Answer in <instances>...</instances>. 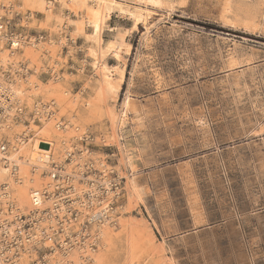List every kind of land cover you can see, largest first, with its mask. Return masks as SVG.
Listing matches in <instances>:
<instances>
[{
  "label": "rangeland",
  "instance_id": "rangeland-1",
  "mask_svg": "<svg viewBox=\"0 0 264 264\" xmlns=\"http://www.w3.org/2000/svg\"><path fill=\"white\" fill-rule=\"evenodd\" d=\"M64 1L0 0V84L19 93L8 104L1 123L57 157L38 175L41 194L54 184L49 178L53 164L58 171L63 165L74 166L73 171L84 173L87 181L107 173L113 191L124 184L123 193L111 194L107 203L114 212L121 207L116 220L128 222L126 232L114 224L103 236L96 227L103 223L94 224L100 244L96 250L89 249L91 257L84 261L82 255L73 264H264V130L257 133L264 124V27L259 22L264 0H228L229 16L254 22L252 32L223 22L219 14L227 0L146 6L151 16L135 26L113 10L102 40L122 44L120 59L104 57L107 66L124 70L116 101L99 96L96 71L86 55L84 40L89 32L76 29L79 20L73 15L64 25L68 14ZM48 4L51 11L46 9ZM130 5L139 7L135 2ZM5 30L20 36L8 40ZM13 41L19 46L12 48ZM126 91L140 109L138 115H128L122 129L142 193L140 205L127 197L124 177L130 174L122 167L116 140H111L109 114L119 109ZM47 112H53L49 123L60 125L59 136L43 124ZM44 127L48 131L43 132ZM61 135L64 145L58 143ZM6 141L0 135L8 153ZM27 169L33 173L31 164ZM80 179L85 178H79L76 187L85 192ZM101 182L94 183L98 193L104 184L109 186L106 178ZM75 192L70 194L74 200L70 205L79 216L84 208L80 196L84 198L82 192ZM88 193L93 195L91 190ZM47 198L32 211L16 206L12 197L0 201V225L10 232L19 226V218L34 214L32 229L38 232L43 224L45 228L53 223L49 217H55L52 206L62 208L54 196ZM44 210L53 212L46 224L39 218ZM195 214L201 223L194 224ZM46 241L37 254L32 247L28 250V264L38 262L46 247H51L50 254H43L48 264V259L57 261L63 253L86 248L79 249L71 241V250L59 251Z\"/></svg>",
  "mask_w": 264,
  "mask_h": 264
},
{
  "label": "bare ground",
  "instance_id": "bare-ground-1",
  "mask_svg": "<svg viewBox=\"0 0 264 264\" xmlns=\"http://www.w3.org/2000/svg\"><path fill=\"white\" fill-rule=\"evenodd\" d=\"M65 1H64V4H65L64 6H67V8H68V12L67 13L68 14L64 15V21H63L64 25H66V26L69 25V22H71V20L68 17L70 15H73V17H75V18H77V20H79V24L76 26V29L79 30V31H82L84 33L89 32V35H86L84 42L86 43L85 44L86 45V55L88 57L89 64H90L91 68L94 69V71H96L95 72V76L97 77L96 80L98 82V87H99L98 94H99V96H101V98H102V95L104 94L105 96L107 95V96H109V98L111 97L112 99H115L117 94H118V91H119V88H120V83H121V80H122V77H123V71H124L122 69L123 67H120V68H117L119 66L109 67V66H107L104 63V57L105 56L111 55L112 57H114L116 59H120L119 58V56L121 55L120 51L123 52V50L121 49L122 44L121 43H117L116 40L108 41L106 43L102 40V32H103V29L105 27V21L109 20L112 11L116 10L119 13V15H121L122 17H124L127 20H130L133 23V26H135V25H137L139 23L140 24L141 23L142 24L146 23L147 18L151 16V15L149 16V12H148V10H146V6H151V7L155 8V7H160L163 4L172 5L173 3H179V4L182 3V0H65ZM131 2H135L136 4H138L139 7L131 6L130 5ZM140 5H142V6L144 5L145 7L142 8V7H140ZM51 7H52V5L48 4V6L46 7L47 11H51ZM223 7H224V9L222 10L223 12L220 11L222 13V15L219 14V16H222V20H224L223 22L227 23L229 26L234 27V28L240 27L243 30H247V31H251V32H252V30H254L253 29V27H254L253 23L254 22L247 21L248 19L247 20H242V19L239 20V19H237L235 17L229 16L230 12H231V10H230L231 7H230V5L228 3V0L226 1L225 6H223ZM261 12L262 13L260 15V21L259 22H260V25H261V28H262V27H264V9H262ZM60 20H62L61 17H60ZM222 24L224 25V23H222ZM110 30H112V29H110ZM118 34H120V33H118ZM114 37H117V36L115 35ZM120 37H122V36H120ZM121 39H123V38H120V40ZM117 40L119 41V39H117ZM18 46H19L18 41H13L12 42V48H16ZM127 47L130 48L128 45H127ZM124 48H126V45H125ZM128 48H126V49H128ZM30 49H31V47H30ZM232 55H233V52H232ZM232 57H234V56H232ZM226 60H227L226 62H228V59H226ZM231 62L233 63V60ZM116 64H117V62H116ZM229 65H232V64L230 63ZM82 68H84V67H82ZM81 73H82V71H81ZM30 80H32V79H30ZM32 82H34V81L32 80ZM9 85H11V84H9ZM32 87H33V85H32ZM20 90L21 89H19V91ZM20 93H21V91H20ZM18 94H19L18 93V89L9 88V87L4 86L3 84H0V135H2V136L7 138L6 143H7L8 147H9L8 153H5L6 150L3 153L0 152V187L2 188V190L0 192V201L6 202V200L9 197H12L13 203L16 204V206H18L21 209H26L27 208V209L30 210L33 207L34 208L40 207L41 204H42L41 202L45 199V197L46 198L48 197V194H46L44 191H48L50 187L49 188L46 187L45 189L43 188L42 194H41V190H40V192L38 190V184H39V180H40V177L38 175L41 173V171L43 169H45V166H47V164H49L50 160L54 161L57 157H55L54 154L52 156H50V154H48V152H46V150H45V152H42L41 151L42 148L40 147L41 148L40 149L36 145L32 144L30 142V138L23 137L22 133L20 134L19 132L15 133V132L11 131V129H9V127H7V125H5L6 123H4V124L1 123L2 119L4 118L5 113L7 112V109H9V105L8 104L10 102H12L13 98L16 97ZM124 94L125 95H124V97L122 99V102H121V104L118 107L119 109H117L114 112H112L111 114H109L110 115V122H111V124H110V126H111V140H113V139L116 140V142H117L116 145H117V149H118V152H119V155H120V162L122 164V167H123L124 171L127 172V174H130L129 176L125 174L126 177H124L126 179L125 180V192H127V194H128V196L127 195L126 196L127 197L131 196L134 199V201H135L134 203H137V202L138 203L139 202L142 203L141 202V196H140L139 188H138L139 186L137 187V184H136L137 182L135 183L134 179L132 178L133 177L132 176L133 175L132 174L133 170H132V165H131V157H130L129 150L126 147V141H125V138L123 136L124 133H122L123 127H125L127 125V123H128V115L130 113L131 106H132L131 105V98L129 96V93L126 91V93H124ZM105 96H104V99H105ZM115 101H116V99H115ZM43 109H44V106H43ZM111 109H113V108H111ZM134 111H135V109H134ZM47 113H49V112H47ZM51 115H53V112H50L48 114V118L43 119L42 122H43V124H47L48 125V126L46 125L47 126L46 128H49V130L53 129V132L56 134V136H59L60 135V132H59L60 129L59 128H61V127L58 124V122L49 123L51 121V117H50ZM7 117H8V115H7ZM65 127H62V128L65 129ZM46 128L44 127V129H46ZM263 130H264V124L257 130V133H262ZM46 131H48V130L47 129L43 130V132H46ZM255 134H256V132H255ZM48 135H51V134H48ZM58 140H59V142L58 141H55V142H58L59 144H63L64 145L63 142L65 140L62 139V135H61V138H59ZM32 141H34V140H32ZM109 142H111V141H109ZM55 145H56L55 147H57V143H55ZM61 147H63V146H61ZM61 147L58 146V148H61ZM56 151L57 150H55V152ZM74 161L75 160L71 159V163H74ZM30 164L32 165V169H33V173H31V174H29L28 169H27ZM63 166H62L61 170L59 169L60 171L56 170L57 167L59 168L58 165L53 164L52 168L49 167V168H51V172L49 173V178H50L51 182L55 181V182H57L58 185L62 184L61 182H59V179H55V176L57 175L56 171H58V175L59 176L61 174H64L66 176H70L71 179L73 180L74 183L72 181H70L71 182V191H72V193L75 192V191L82 192V188L81 187L79 188V187H76V186H77L78 179L82 178L83 173L81 172V174H82L81 175L80 173L77 174V172L73 171L74 166L72 168L63 167ZM10 168H11L12 172H10ZM54 168H55L56 171L53 170ZM108 171H110V170H108ZM117 171H115V173L118 176V178L124 180V178L119 176L120 172L118 174ZM106 172H107V170H106ZM121 173H123V172H121ZM105 174L107 175V173H105ZM106 175H105L104 178L101 177L100 180H97V181H94V180L87 181V178H85L84 180H82V182H81V179H80V182H79V184L83 183L82 185H83V188H85V192L81 193V195L84 198L83 200H82V197L80 196V200L83 202V203H80V204L81 205L83 204L84 208L82 207L83 209H80L78 211V214H80V215L82 213L86 214V212H87L88 221L90 222V227L91 228H92V226L94 224L102 222L103 223L102 226H99L101 224H97L96 227H98L97 228L98 229L97 233L99 235H103V236H105V233H108V232H110V230H112V229H110L111 225L115 224V225H118L120 227L122 226L124 230L128 227V222L127 221H121V220L117 221L116 220L117 218L120 217L118 215V211H121V207L119 209H117L116 212H114V211H112L109 208V206H108L106 201L103 204H101V205L98 204V200L96 199V185L94 183L101 182L102 178H103V180L101 182L102 184H103V181L105 180V178L107 179V182L109 183V179L107 178ZM59 176H58V178H60ZM46 182L45 183L42 182V183L46 184ZM87 184H88L89 188L86 187ZM52 185L54 186L53 183H52ZM104 188H105V191H106L105 194L108 195L110 193L109 192V186H108V188H106L105 184H104ZM123 189H124V184H123ZM88 190L89 191L91 190L93 195L89 194ZM8 191H9V193H8ZM83 193L89 195V200L86 201ZM30 194H32V196H30ZM43 195H45V197ZM52 196L55 197V195H52ZM57 197L58 196H56L55 198L58 200L59 203H61L60 199H58ZM55 198H53V202H54ZM76 198H77L76 201L79 202L80 200H78V196ZM46 200H48V198ZM105 200H106V198H105ZM131 201H133V200H131ZM70 202H71V200H70ZM128 202H130V201H128ZM90 203L93 206L91 210H90V208H91ZM54 204L55 203H53V205ZM38 205H40V206H38ZM10 206H11V204H10ZM105 206L108 207V209L104 208ZM46 208H48V207H46ZM52 208L55 209L56 205L52 206ZM94 208H95V210H93ZM77 209H79V208L77 207ZM31 211H32V209H31ZM110 211L114 215V220L115 221L112 220V215L110 214ZM51 212L44 210V211H42V214L39 215V218H43L42 221H44V223H45L49 219H46L45 216L41 217V215L47 214V216H50L53 213V212L52 213ZM76 216L78 218V220H76V221L71 219V217L66 218L65 219L64 228L67 227L66 231L68 232L69 235L72 234V229H73L74 230V235L78 238L80 236V233H79V230H77L78 227H79V224L77 222L78 221L80 222L81 218L77 215V213H76ZM195 216H197V215L195 214ZM195 216H193V218ZM49 218H52V216H50ZM68 219H69V221H68ZM19 220H21V219L19 218ZM19 220H18L17 223L20 226ZM200 220L201 219H198L194 224H199L201 222ZM10 221H11V219H10ZM142 221H144V220H142ZM50 223L52 224V221ZM12 225L13 224H11V227H12ZM146 225H148V224H146ZM149 226H150V228L152 230L153 229L155 230V228H156V226L154 224H151V223H149ZM0 227H2V226L0 225ZM5 227H2L3 229L1 230L0 234L1 233H3V234L8 233L7 238L10 239L13 236L14 227L10 229V232L7 229V227L6 228ZM15 228H16V226H15ZM45 229H48V228L45 227ZM145 230L147 231V229H145ZM125 232H126V230H125ZM95 234H96V232H95V230H93L92 231V235H88V240L82 239V241H78L77 239H75V241H73L74 242L73 243L74 246H77L78 248L79 247L80 248L86 247L84 250L79 248L80 250H75L70 255H68L66 253H63V254H61V257L63 259H61V258L58 259L59 257H56V259H58L57 261L55 260V258L54 259L53 258L48 259L49 264H73V262L77 263V259H79L80 256H82V255L83 256L85 255V258H89L90 253H91L90 250H89V244H93L95 242L94 239H93V238H96ZM111 235H114V234H111ZM28 237L31 238L30 236H28ZM132 238H133V236H132ZM153 238H154V236H153ZM49 239H50V236L44 238L43 240H49ZM102 239H103V237H102ZM98 242H99V240H98ZM98 242L96 241L95 244H100ZM131 243H132V241H131ZM2 244H5V240H3ZM72 245H71V247H72ZM25 246H27V248L24 247L23 250H18V253H13L15 255V257H12V263L10 262L9 264H28V262H29L28 259L30 258V256H28V250L31 248V246L28 245V244H25ZM87 247H88V249H87ZM71 249H70V247H68V249H65V250L68 251V250H71ZM53 251H54V254H55L56 250L53 249ZM1 253H2V250H0V264H3L5 260H3V255ZM9 253L12 254V251L9 250ZM54 256L55 255H53V257ZM95 258H97V256ZM97 259H94V261H96ZM98 262H99V260H98ZM76 263H74V264H76ZM93 263H95V262H93ZM169 264H171L170 261H169Z\"/></svg>",
  "mask_w": 264,
  "mask_h": 264
},
{
  "label": "built area",
  "instance_id": "built-area-1",
  "mask_svg": "<svg viewBox=\"0 0 264 264\" xmlns=\"http://www.w3.org/2000/svg\"><path fill=\"white\" fill-rule=\"evenodd\" d=\"M3 25H0V27ZM1 31H3V29H0ZM4 33L6 34V36H8V40L10 37H19L20 34H14V33H9L6 30L4 31ZM84 139V138H82ZM6 150V146L4 142H0V152H5ZM81 153V152H80ZM69 154H71L69 152ZM72 156V154H71ZM66 157H70L68 156V154H66ZM73 157V156H72ZM83 169H84V165H83ZM84 178H87L88 176H86L83 173ZM103 176V174H102ZM101 176V177H102ZM108 178V177H107ZM54 179V178H53ZM55 179H59V182H61L62 184H57V182L54 181V186L51 185L48 191H44L46 194H50V195H55L58 196L57 198L60 199L61 201V207H59V205L57 204L55 211L53 213V215H55L56 217H52L53 219V223L49 224V225H45L46 228L45 229L42 225L40 226V230L37 232L35 230H33L32 228L34 227V225H32V223H36L35 222V218H34V214H31L28 217H24V218H20L21 220H19L20 226L18 227H14V233L13 236L8 239L7 235L8 233H1L0 234V250H2V255H3V260L4 263L3 264H9L10 262H12V257H15V255L13 253H18V250H23L25 247V244L30 245L33 248L34 251V255L37 254V252L41 249H39L38 246L43 245L41 244L42 242H44V238L48 236H50V239L47 240L46 242L48 244H50L52 247H55L57 250H63L64 248H68L69 246H71L72 244H70L71 241H75V239H77L78 241H82V239L84 240H88V235H92V231L94 229H92L90 227V222L88 221V216L87 213L85 214L84 217H82V221H78L77 223L79 224V227L77 230H79L80 236L77 238L74 233H72L71 235L68 234V232L66 231V228H64V224H65V219L68 217H71V219H73L74 221L78 220L77 216H76V209H74L73 211L71 210V205L70 203L74 200L71 199V195L72 191H71V182L73 180H70L71 177L70 176H66L64 174H62V177L58 178V176H55ZM100 180V179H99ZM110 180H109V194H105V188L103 185V191L101 193L96 192V199L98 200V204L101 205L103 204L105 201L107 202V198L108 196H110L111 194L114 195V197L119 196L120 194L123 193V187H121L120 185H116L114 187V191L111 190L110 188ZM64 187V188H62ZM97 189V187H96ZM71 193H67L70 192ZM74 193V192H73ZM86 201L89 200V195L83 193ZM113 197V196H112ZM106 198V200H105ZM70 200H72L70 202ZM108 204V203H107ZM91 205V203H90ZM109 206V204H108ZM92 205L90 210L92 209ZM110 208V206H109ZM62 209V210H61ZM111 209V208H110ZM113 211V209H111ZM19 216V215H17ZM49 217L47 216V214H43L41 215V217ZM83 215H79V217H81ZM18 221V220H17ZM21 221V222H20ZM46 224V222H45ZM50 227V228H49ZM3 228L0 227V232ZM31 234H34L33 239L29 238L28 236H30ZM37 234H39V236H36ZM6 237V238H5ZM94 241L98 242V238H93ZM3 240H5V244H2ZM37 241H39V243H37ZM95 242L93 244H89V249L91 248L92 250H96L98 244H95ZM62 248V249H61ZM44 249V248H43ZM9 250L12 251V254L9 253ZM46 250L44 253H42V256L40 258V260H38V262H34L32 260V262H30V264H48L46 261H44V256L43 254H50L51 253V247H46ZM86 254V253H85ZM85 261V257L83 259Z\"/></svg>",
  "mask_w": 264,
  "mask_h": 264
},
{
  "label": "crops",
  "instance_id": "crops-1",
  "mask_svg": "<svg viewBox=\"0 0 264 264\" xmlns=\"http://www.w3.org/2000/svg\"><path fill=\"white\" fill-rule=\"evenodd\" d=\"M120 86H121V84H120ZM130 96V95H129ZM131 98V97H130ZM131 110H130V113H129V116L130 115H134V114H139V112H140V109H139V106L136 104V102H134V100L131 98ZM133 107V108H132ZM134 109H135V111H134ZM126 147L128 148V150H129V153H130V157H131V165H132V170H133V179H134V168H135V166H134V162H133V160H132V151H131V148H130V146H129V144H128V141H127V143H126ZM134 181H135V183H136V180L134 179ZM137 184V183H136ZM139 185L137 184V187H138ZM139 188V192H140V196H141V202H142V193H141V190H140V186L138 187ZM137 205H140V202L138 203L137 202ZM197 216H195L194 218H193V221L194 222H196L198 219H201V217H200V215L199 214H196ZM199 215V216H198ZM142 216V215H141ZM143 217V216H142ZM197 218V219H196ZM143 219L146 221V218H144L143 217ZM201 223V222H200Z\"/></svg>",
  "mask_w": 264,
  "mask_h": 264
}]
</instances>
